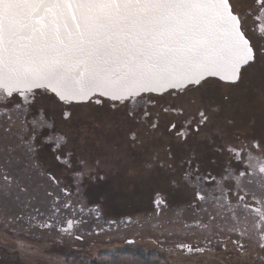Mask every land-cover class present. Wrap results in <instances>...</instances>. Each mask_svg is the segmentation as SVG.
I'll list each match as a JSON object with an SVG mask.
<instances>
[{"label": "snow or ice", "instance_id": "6c2138e0", "mask_svg": "<svg viewBox=\"0 0 264 264\" xmlns=\"http://www.w3.org/2000/svg\"><path fill=\"white\" fill-rule=\"evenodd\" d=\"M240 3L0 0V214L13 224L27 220L68 234L83 223L75 212L65 215L77 207L73 194L61 187L52 168L41 163L40 146L51 144L38 130L43 100L56 103L64 122L83 118L119 126L123 135L115 142L113 162H123L130 176H151L166 166L173 184L179 182L175 177L180 171L190 183L199 165L193 171L196 157L182 158L189 138L201 131L227 137L232 121L216 125L213 117L230 102L244 70L264 63V44L259 43L264 41V26L249 30L246 23L249 17L257 23L264 19V0H251L247 8ZM209 83L225 89L223 102L207 98ZM14 94L19 102L13 104L9 98ZM190 94L199 95L189 98ZM82 108L90 110L78 113ZM62 149L63 144L53 149L61 153L55 160L67 165ZM226 150L239 170L229 165L219 180L211 174L197 175L215 185L220 195L213 197L219 210L209 214L208 223L195 224L212 231L213 222L227 213L234 221L243 213H255V233L229 229L253 241H233L239 255L250 257V248L264 252V137H253L246 145L229 144ZM81 163L89 167L87 161ZM93 167L104 170L99 160ZM193 195L199 208L206 195L203 189ZM155 202L165 201L157 193ZM177 247L205 251L192 245ZM257 264H264V255L257 257Z\"/></svg>", "mask_w": 264, "mask_h": 264}, {"label": "flooded vegetation", "instance_id": "af4514ba", "mask_svg": "<svg viewBox=\"0 0 264 264\" xmlns=\"http://www.w3.org/2000/svg\"><path fill=\"white\" fill-rule=\"evenodd\" d=\"M255 23L257 29H259V27L264 26V19L259 21V23L255 21ZM191 97L192 94L189 95V98ZM9 99L11 100V98ZM13 99V104L19 102V99L15 94L12 97V100ZM49 101L51 102V100ZM40 103L43 105L44 115L39 117L42 120V123L38 125V130L42 133V140L45 138H50L51 140V144L46 145L43 151L42 149L44 148V145L43 148L42 145L40 146L42 148L41 153L43 154H41L42 166L45 168H52L61 181V187H67L73 194L71 199L76 203L77 207L65 215L70 216L72 212H75L76 219L83 221V223L75 225L71 230V234H68L57 232L55 229H42L37 224H29L28 221L25 220L13 224L21 230L20 233L26 229L31 230L33 233L40 232L44 234L43 232H45L46 235L52 236L59 245L63 243L60 246H64L66 249L69 248L70 251L82 247L86 248V244L91 242L92 238V240H94V234L101 237L106 230H113L116 233L117 230H121L118 232L119 235V233L127 230L129 224H137L136 221L129 219V217H127L128 219L124 216L111 218L108 213L110 209H104L102 203L106 198L127 199V197H137L138 194L144 196L145 194L146 196H152L151 201L148 202L147 206L151 207V205H153L156 210L160 212L162 205L163 207H166L167 203L163 197L162 198L165 201L163 204L155 202L156 194H161L159 192L161 189L167 191L178 185L180 189L192 193V197H189V201L185 204L184 210L186 209L194 218H186L182 221V225H185L187 231L186 235H189V237L187 236L186 239H183L185 242L180 241L182 238L173 239L175 241L166 240V242H175L173 246L171 245L172 249H180L185 253H196L189 252L186 248L181 249L177 247V245L184 244L204 248L205 251H203V253H209L208 251L211 250L210 248H212V250L216 248V251L218 252L223 249L226 250L230 247L229 241H231L230 243L234 246L236 245L233 241L237 240L241 243L249 245L253 244L252 240H249L245 236H240L237 232H230L229 229L238 227L242 230L255 233L256 225L259 223V218L255 213H243L239 215L235 221L232 219L231 213H227L223 219H217L213 222L212 231H204L199 228L200 230L198 233H194V229H191L192 225L196 226L195 221L197 220L202 223H208L209 214L219 210V202L213 198L214 196L220 195L219 191L216 190L215 185L205 183L202 179H197V175L199 177H204L211 174V176H214L219 180L225 169L229 168V165H231L232 168H237L235 158L231 157L226 149L229 144H236L238 146L246 145L248 141L252 139L249 138L250 134L247 128H241L238 131L235 127L236 130H234V132L228 131L229 135L224 138L205 131H201V133L194 139L190 137L189 143L185 146V152L182 158L194 155L196 159L193 162V171L196 166L199 165V173L193 175L192 181L186 184L182 179L184 171H180L175 177L179 182L173 184L171 180L167 179L168 169L166 166L163 169L153 172L151 176L138 175L133 177L124 170L123 162L120 164L113 162L115 142L123 135L122 129H120L119 126L115 124L109 126L103 122L86 121L83 118L79 120L74 119L70 123L64 122L61 110L55 102H51L56 108V111L54 112L49 111V107L45 101H41ZM35 109L36 112L39 113L40 104H38ZM89 110L90 109L87 111ZM218 116H220V112L213 117V122L216 125H222L217 123L216 119ZM32 119L33 117L28 116L29 121ZM47 125H51V127L49 128ZM233 128L234 127H229L228 129ZM213 132H215V129H213ZM252 132L251 135L258 138L257 134H255L254 131ZM230 135L234 136L236 139L229 142L228 139ZM61 137H63V140H61ZM72 137H74V140ZM64 141H66V143H64ZM202 142H204V145ZM58 144H63V154L67 156L69 160L67 165L60 164L55 160V156L61 154L60 152L53 151ZM194 144V150L192 151V145ZM196 149L199 152L195 151ZM97 160L101 161V167L104 169L103 171H96L93 167ZM82 161H87L89 167L85 168L81 163ZM168 163H171V161H168ZM89 168H91V172L89 171ZM237 170L239 169L237 168ZM101 175L104 176V179H97V177ZM154 181L162 182L163 185L161 187L153 186L152 183ZM258 183L259 181H257V184ZM77 188L79 189L78 194ZM200 189H203V194L206 195V201L200 202L199 208H197L193 204V194L195 190ZM231 199L232 202L235 203V198L233 197ZM248 202L252 203L251 195L248 198ZM253 207H259V205L253 204ZM81 208L84 209L83 212L80 211ZM201 209H206V211L202 212ZM97 212L99 215H97ZM233 234L238 235V239L236 236L233 237ZM76 235H83L84 239L76 240L74 238ZM210 238L213 239L211 245L208 244V239ZM250 250L253 252H251L252 258L244 263L257 264V257L264 255V252H260L258 249L253 248H250ZM237 264L241 263L239 262Z\"/></svg>", "mask_w": 264, "mask_h": 264}, {"label": "rangeland", "instance_id": "374dc122", "mask_svg": "<svg viewBox=\"0 0 264 264\" xmlns=\"http://www.w3.org/2000/svg\"><path fill=\"white\" fill-rule=\"evenodd\" d=\"M250 2L251 0H241L240 7L247 8ZM246 23L249 30L257 28L251 17L247 19ZM259 43L264 44V41ZM204 91L209 100L223 102L221 94L225 89L222 86L209 83ZM192 95L198 96L199 94ZM11 101L14 102V99L11 98ZM43 101L46 102L49 111H56L52 101ZM87 110L88 108H82L77 109V112L83 113ZM216 120L218 124H224L227 120H231L232 125L229 127L234 128L227 131L234 132L235 127L238 131L241 128H247L250 134L249 138L254 137L251 135L252 131L257 134L258 138L264 137V63L258 62L244 70L242 81L232 92L230 102L224 105ZM39 132L41 133V131ZM72 139L74 140V137ZM234 139L236 138L230 135L228 141ZM202 144L204 145V142ZM194 146L195 144L192 145V151ZM45 147L46 145L44 148L42 145V151ZM195 151L199 152L197 149ZM152 184L160 187L163 185L159 181H154ZM159 192L167 203L166 207L162 205L160 212L153 205L147 206L152 196L145 194L144 196L138 194L137 197H127V199L106 198L102 203L104 209H110L108 213L111 218L129 217L137 224H129L127 230L119 235L118 232L121 230H117V233L113 230H106L101 237L94 234V240L92 238L91 242L86 244V248L82 247L72 251L60 246L63 243L59 245L52 236L46 235L45 232H43L44 235L26 229L20 233V229L10 223L3 214H0V264H92L91 262L100 254L129 250L140 254L160 255L166 264H237L239 262L245 264V261L252 258L239 255L236 246L232 245L231 241H229L230 247L220 250V252L216 251V248L214 250L210 248L209 253H185L180 249H172L175 242H166V240L175 241L173 239L182 238L180 241L185 242L183 239L189 237L186 235L187 231L185 225H182V221L186 218H194L191 213L184 210L192 193L180 189L178 185L171 190L161 189ZM191 227L194 229V233H198L200 230L195 225ZM235 236L238 239V235L233 234V237ZM208 240L212 241L213 239ZM128 241L133 242L129 243ZM249 251L252 252L250 249Z\"/></svg>", "mask_w": 264, "mask_h": 264}, {"label": "trees", "instance_id": "16d2710c", "mask_svg": "<svg viewBox=\"0 0 264 264\" xmlns=\"http://www.w3.org/2000/svg\"><path fill=\"white\" fill-rule=\"evenodd\" d=\"M92 264H166L157 254H145L133 251H118L100 254Z\"/></svg>", "mask_w": 264, "mask_h": 264}]
</instances>
